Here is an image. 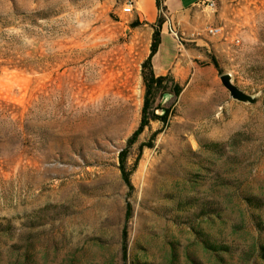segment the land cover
<instances>
[{
    "label": "rangeland",
    "instance_id": "rangeland-1",
    "mask_svg": "<svg viewBox=\"0 0 264 264\" xmlns=\"http://www.w3.org/2000/svg\"><path fill=\"white\" fill-rule=\"evenodd\" d=\"M128 1L0 0V264H264V0L163 75Z\"/></svg>",
    "mask_w": 264,
    "mask_h": 264
},
{
    "label": "crops",
    "instance_id": "crops-1",
    "mask_svg": "<svg viewBox=\"0 0 264 264\" xmlns=\"http://www.w3.org/2000/svg\"><path fill=\"white\" fill-rule=\"evenodd\" d=\"M132 1L134 5L133 18L138 20L139 24L130 26L127 23L125 24V21H121V26L124 28L130 26L129 31L132 32V42L137 43V57H148L152 72L155 75L166 74L175 68L180 43L168 29H165V23L163 22L159 27L157 49L154 52L151 51L150 45L157 27V20L162 15V7L167 6L166 11H164L165 14L169 12L170 8V14L183 20L182 32L189 39L196 37L197 33L192 31L190 27L200 25L203 22L202 20L205 19L204 13L202 9L192 7V4L196 3L197 0H161V5L157 4V0ZM209 5L213 6L215 4L213 2ZM219 8H222V5Z\"/></svg>",
    "mask_w": 264,
    "mask_h": 264
},
{
    "label": "built area",
    "instance_id": "built-area-1",
    "mask_svg": "<svg viewBox=\"0 0 264 264\" xmlns=\"http://www.w3.org/2000/svg\"><path fill=\"white\" fill-rule=\"evenodd\" d=\"M133 9H134V5H133L132 0H129L128 2H126L125 6L123 7V10L125 12H129V13H131L133 11ZM167 29L169 30L170 33H172L176 37V39L179 41V43H182V34L176 26H173L172 23H170L167 26ZM221 30L222 29L219 26H210L208 28V32H210L212 34L220 33Z\"/></svg>",
    "mask_w": 264,
    "mask_h": 264
},
{
    "label": "trees",
    "instance_id": "trees-1",
    "mask_svg": "<svg viewBox=\"0 0 264 264\" xmlns=\"http://www.w3.org/2000/svg\"><path fill=\"white\" fill-rule=\"evenodd\" d=\"M157 4L160 5V0H157ZM157 43L153 45L152 52L156 51Z\"/></svg>",
    "mask_w": 264,
    "mask_h": 264
},
{
    "label": "bare ground",
    "instance_id": "bare-ground-1",
    "mask_svg": "<svg viewBox=\"0 0 264 264\" xmlns=\"http://www.w3.org/2000/svg\"><path fill=\"white\" fill-rule=\"evenodd\" d=\"M169 25V24H168ZM181 32V31H180ZM182 34V33H181Z\"/></svg>",
    "mask_w": 264,
    "mask_h": 264
}]
</instances>
